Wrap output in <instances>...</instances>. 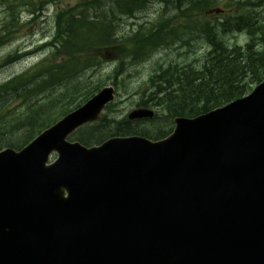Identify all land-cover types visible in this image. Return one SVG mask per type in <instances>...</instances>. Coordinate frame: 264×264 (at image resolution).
<instances>
[{
	"label": "water",
	"instance_id": "obj_1",
	"mask_svg": "<svg viewBox=\"0 0 264 264\" xmlns=\"http://www.w3.org/2000/svg\"><path fill=\"white\" fill-rule=\"evenodd\" d=\"M112 100L0 151V264H264V81L159 141L68 142Z\"/></svg>",
	"mask_w": 264,
	"mask_h": 264
},
{
	"label": "trees",
	"instance_id": "obj_2",
	"mask_svg": "<svg viewBox=\"0 0 264 264\" xmlns=\"http://www.w3.org/2000/svg\"><path fill=\"white\" fill-rule=\"evenodd\" d=\"M50 3L53 0H0L4 14L0 47L7 42L10 30L20 24L22 12L34 17ZM154 4L166 9L153 25L122 32V18H134ZM254 4L237 1L215 22L198 17L214 8L215 2L208 0H79L59 10L53 35L37 49L47 55L31 69L0 83V150L23 147L92 97L105 85L96 79L103 65H114L110 80L117 94L121 88L118 78L128 63L135 66L175 43L189 46L188 39L192 42L193 37L204 38L208 44L203 60L158 65L150 72L145 84L148 95L141 97L137 108H156L152 119L111 121L103 116L71 140L84 146L132 135L160 140L172 130L175 118H192L247 95L264 79V7H251ZM180 7H185L186 14L180 18L184 23L175 25L173 17L162 18L168 9L180 14ZM219 32H244L247 42L229 46ZM26 55L9 54L1 67Z\"/></svg>",
	"mask_w": 264,
	"mask_h": 264
},
{
	"label": "rangeland",
	"instance_id": "obj_3",
	"mask_svg": "<svg viewBox=\"0 0 264 264\" xmlns=\"http://www.w3.org/2000/svg\"><path fill=\"white\" fill-rule=\"evenodd\" d=\"M219 1L221 3H228L229 1L237 0ZM77 3H79V0H53V3L48 4L39 15L32 17L26 13H21L20 24L10 30V35L8 36L9 41L0 48V63L8 54H12L15 51L35 50L43 42L50 40L55 29L54 20L56 12L61 9L70 8ZM1 7L3 6H0V28L4 19ZM159 10V5L154 4L145 11L136 14L134 18H122L120 21V29L125 34L138 30L140 26H142V29H148L150 25L155 23V18ZM219 18L220 17H218L217 20ZM224 40L229 46H234V44L244 46L247 42V37L244 34L234 36L227 35ZM195 41L196 45L191 48L190 51L188 49L176 51L173 46L158 52L154 57L142 63H138L135 66L128 63L126 72L118 78V84L121 88L119 92L117 91L118 93L115 103L113 104L114 106L111 107L109 111L105 112L103 116H106L107 119L111 121H120L126 118L128 113L136 109L137 103L141 100V97L146 98L148 95V88L145 84L150 72L156 66H167L172 62L177 64H192L193 61H197L195 59L202 58V53L206 49V44L203 42L204 40L201 41L200 39H196ZM43 56H45V54H38L33 57L25 58L8 67L0 68V83L31 69L43 58ZM113 66L112 63L103 65L97 73L96 79H101L102 86L112 83V80H110V73ZM123 85L127 88L124 89ZM130 94L132 95L129 97Z\"/></svg>",
	"mask_w": 264,
	"mask_h": 264
}]
</instances>
